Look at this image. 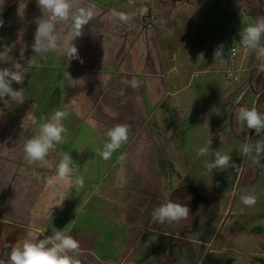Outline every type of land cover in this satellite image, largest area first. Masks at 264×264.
I'll use <instances>...</instances> for the list:
<instances>
[{
    "label": "rangeland",
    "instance_id": "rangeland-1",
    "mask_svg": "<svg viewBox=\"0 0 264 264\" xmlns=\"http://www.w3.org/2000/svg\"><path fill=\"white\" fill-rule=\"evenodd\" d=\"M22 1L4 0L0 10L3 20L0 68L5 67V60H11L24 64L27 70L24 83L20 84L25 99L11 101L4 98L12 104V109L6 113L7 119L12 122V128L14 125L19 128L13 131V134L17 132L13 136L16 151L11 153V159L5 155V168L0 166V184L16 173L27 184L34 180L33 183L38 185L36 174L40 179L47 175L45 171L49 167L43 164L45 162L32 167L26 162L23 145L37 134L40 124L61 109L70 115L63 121L67 129L65 142L56 146L60 154L58 162L63 154L69 153L76 165L72 172L74 176L86 181L90 178L92 182L85 183L83 188H94L93 183L102 179L108 169L95 154L97 149H102L104 132L88 120L85 110L87 101L95 103L97 100V105L103 104L101 94L108 96L106 88L117 82L118 87L114 89L121 102L112 106V113L118 112L117 118L129 125H142L144 119L157 137V151L152 152L155 148L151 147L148 159L147 154L135 162L126 157L124 163L136 170L127 168L129 187H123L124 192L113 197L120 207L122 200L130 201L124 208L126 220L118 219L123 226L128 225L126 221L130 222L128 247L131 252L123 259V255L120 256L123 243L120 238L115 239L119 224L114 217L95 218L86 207L83 214L76 217L70 235L79 236L86 243L89 241L88 246L96 256L122 260L123 264H264V154L256 164L252 157H246L242 152L245 144L264 140V133L258 136L255 130L241 131L242 126L235 118L236 110L242 106L255 107L264 113V72L258 71L260 61L255 51L242 47L239 42L241 30L264 16V0H99L106 8L104 10L87 4L86 0H72L73 14L80 10L91 13L82 35L74 41L79 59L69 61L75 64L71 68L90 72L94 79L89 81L77 72L72 76L70 67L65 65V56L51 52L35 54L32 49L35 21L43 14L37 0ZM71 25V19L59 22L55 34L62 38ZM102 42L106 43L105 47ZM221 47L223 56L215 57L216 50ZM110 51L118 54H114L111 61L122 62L118 66L122 76L116 79V75H105L109 85L103 89L105 83L99 82L95 74ZM83 58L85 61L81 63ZM134 64L140 71L139 81L145 64L154 77H158L153 79L154 84L145 86L141 83L140 86L143 98L138 100L150 102L152 98V102L155 101L151 105L147 102L148 115L142 109L143 105L134 101L137 88L122 83L124 79H134L128 76L129 68L132 69ZM107 67L108 72L111 66ZM112 68H116V63ZM110 73L114 74V69ZM16 85L13 82L12 87L16 89ZM99 88L103 90L99 91ZM150 88L153 92L148 91ZM163 88L171 97L157 103ZM81 91L85 95L79 99L78 92ZM125 93L129 98L124 97ZM80 100L84 101L81 103ZM9 101L0 100V122L3 117L6 119L5 108ZM77 102L82 104L81 111ZM2 106H5L3 110ZM139 111L136 123L132 114ZM159 112L161 117L158 119ZM17 114L19 122L14 120L16 123H13L12 118ZM25 115H31L37 121L31 124L30 117L25 118ZM159 120L164 124L162 127L166 126L164 131L161 128L165 135L161 133L160 137ZM31 126L33 129H24ZM210 139L208 156L197 159L196 150ZM215 151L231 155L236 167L214 169L208 173L204 161L211 162ZM118 154H113L112 158ZM83 157H87V161ZM96 159L98 161H94ZM107 163L112 164V159ZM115 166L117 169L107 175L106 180L120 183L117 172L120 166L117 163ZM26 167L40 172H31ZM7 190L6 186L0 188V259L5 264L11 251L8 245L38 239L33 224L16 218V211L10 210L14 193L7 196ZM95 193L98 195L89 197L90 207L99 202L101 193L108 196L114 191L102 187ZM248 194L258 198L253 207L242 203L241 197ZM168 200L188 206L189 216L179 222L154 223L153 209ZM90 211L97 212L95 209ZM65 217L67 223L56 218L51 225L58 230L64 227L66 231L73 217L66 214ZM40 229L47 227L42 225ZM84 229L88 232L84 233ZM103 238L109 241H99ZM79 258L82 264H105L93 255L83 258L82 251Z\"/></svg>",
    "mask_w": 264,
    "mask_h": 264
},
{
    "label": "clouds",
    "instance_id": "clouds-1",
    "mask_svg": "<svg viewBox=\"0 0 264 264\" xmlns=\"http://www.w3.org/2000/svg\"><path fill=\"white\" fill-rule=\"evenodd\" d=\"M4 0H0V10H2ZM37 6L42 12V17L37 18V25L34 34V43L32 49L36 55L47 53H56L65 56L67 60L79 59L78 49L74 41L82 35L84 27L91 18V13H85L80 10L78 13H72V0H37ZM72 20L71 29L61 38L56 35V25L61 21ZM3 20L0 19V26ZM239 42L242 47L255 51L257 60L260 61L258 71L264 72V16L258 17L252 24L244 27L240 32ZM235 51V49H233ZM222 47L215 52V57L223 56ZM82 62V61H81ZM26 67L17 61H11L10 67L0 68V100L8 97L11 101L21 98L23 89L15 90L12 85L23 84L25 80ZM123 84L133 89L140 86L141 81L137 79L122 81ZM70 113L58 109L54 111L50 119L40 124L38 132L33 137L27 139L23 145V152L26 162L29 165H35L43 162L49 153L57 145L65 142V128L63 121L68 118ZM235 118L242 126L243 130H255L259 136L264 133V113L259 112L255 107H239L236 110ZM107 139L103 143L102 149H97L96 155L101 156L105 161L109 160L113 153L117 152L129 140V126L127 124H116L105 133ZM211 145V139L205 146L196 150L197 159L207 157ZM244 156L252 157L253 162L259 164V157L264 154V140H257L255 144H245L242 148ZM74 164L69 153L62 156L57 165L56 176L58 180L68 179L74 170ZM231 155L214 152V159L209 162L204 161V168L208 173L214 169L224 170L235 168ZM40 179L39 175L36 177ZM51 184L52 181L48 180ZM77 189L83 188L84 180L77 177L75 180ZM65 199V198H64ZM62 199L58 206L62 204ZM257 196L248 194L241 197L242 203L247 207H253L257 203ZM190 214L188 206L168 200L155 207L151 213L154 223H173L186 219ZM11 251L8 255L6 264H82L79 241L65 230H58L52 227V234L46 235L38 240H25L17 242L14 245H8ZM0 264L5 261L0 259Z\"/></svg>",
    "mask_w": 264,
    "mask_h": 264
},
{
    "label": "crops",
    "instance_id": "crops-1",
    "mask_svg": "<svg viewBox=\"0 0 264 264\" xmlns=\"http://www.w3.org/2000/svg\"><path fill=\"white\" fill-rule=\"evenodd\" d=\"M20 3H22V0H19ZM87 1V2H86ZM85 2L88 4V2L92 5H95L96 7L104 10L106 8H103L104 6L100 4L99 0H86ZM151 1V0H149ZM19 3V4H20ZM18 4V5H19ZM99 4V5H98ZM150 4V3H149ZM18 5L13 9V11L9 14H7V18L5 19V21L14 13V11L16 10V8L18 7ZM7 8V7H5ZM116 9V8H115ZM103 45V47L106 46V43L102 42L101 43ZM100 44V45H101ZM107 46H109V43L107 44ZM84 49V48H83ZM109 54H111V56L109 57ZM107 52V56H105V58L107 60H105L103 58V62H101V68L98 67V71L96 72V78L99 79V82H103L105 83L104 88L105 89L109 83H107L106 80H109L105 77V75H112L115 76L116 75V79L122 76V72L120 71V69L118 70V66L122 65V62H119L117 60L114 59V61H111L110 59H112V57L114 56V54L118 55L115 52ZM65 61V60H64ZM70 60L65 61V65L68 66V68L70 66H75L74 63H70ZM84 58L82 60V62H84ZM75 63L77 61H74ZM81 62V63H82ZM94 62V60H93ZM116 63V68H112L113 64ZM9 64V65H8ZM24 65V64H23ZM127 65V63H126ZM129 65V63H128ZM127 65V66H128ZM161 65V64H160ZM11 66V60H5V67H10ZM107 66H111V69L108 70V72L106 71L108 69ZM162 68V66H161ZM72 72V76L74 77L75 73L77 72L79 74V76L85 75L84 77H86V80L89 81V79H94L92 76L90 75V72L82 70V69H73L71 68ZM114 69V74H111L110 71ZM137 69L135 68V64L133 65L132 69L129 68V72H128V76H130V78H135L137 79V77H139L140 75L138 74ZM74 74V75H73ZM87 74V75H86ZM94 74V73H93ZM89 75V76H88ZM90 77V78H89ZM157 80L158 77H154V73L153 71H150L149 66L147 64H145V68L143 70H141V83H144L145 86H148L149 84H154V79ZM75 80V79H74ZM138 80V79H137ZM76 81V80H75ZM106 81V82H105ZM116 81V80H115ZM22 85L18 84L16 85V89L15 90H20L22 89L21 87ZM141 86V84H140ZM137 87L135 93H134V97L136 100H134L136 102V104H139L142 106V109L144 108V112L145 114H147L146 111V104H148L147 102L149 101H139L138 98H140L142 96V94L140 92L141 88ZM113 87V88H111ZM114 87H118L117 82L115 84V86L113 85H109L108 89L106 88V92L107 95L105 94H101V97L103 96V104H99L97 105V100L95 101V103H92L91 101H87L88 103V108L85 110L87 112V118L88 120H90V122L94 123L95 127L98 128L100 131L104 132V141L107 139L105 133L107 132L108 129H110L111 127L115 126L116 124H124V122H122V120L118 119V112H113L112 110L114 108H112V106L118 104L119 102H121L120 96L117 94V91L114 89ZM151 87V86H150ZM102 88V87H101ZM103 89L99 91H102ZM148 89V87H147ZM122 90H123V86H122ZM153 90V89H152ZM150 88V92H153ZM162 90V89H161ZM24 91V90H23ZM160 92V91H159ZM141 94V95H140ZM79 95V99L80 98H84V93L78 92ZM119 96V97H118ZM167 96H170V93L168 90L164 89L160 92V96L157 97L159 98V100L157 101V103H159V101L161 99H167ZM108 97V98H106ZM124 97L127 98L128 96L126 95V93L124 94ZM171 97V96H170ZM22 100L25 99L23 92H22V96H21ZM111 98L112 102H106L107 99ZM129 98V97H128ZM143 98V97H141ZM169 98V97H168ZM81 103L84 100H80ZM127 102L128 99L126 100ZM10 102V101H9ZM154 102H152V98L151 101L149 102V105L154 104ZM11 102L6 106H2V110L5 108V117L6 119L4 120V117L2 118L1 122H0V166H2L3 168H5V155L6 157L8 156V158L11 159L10 156H12V152L16 151V144L13 143L14 141V134H17V132L13 131L17 130V125H14L15 127L12 128L11 125L12 122L10 121V119H7V115L6 113L9 112V110L12 109L11 107ZM82 106V104H81ZM78 102H77V108L78 110L81 111L82 107H81ZM108 107V109H107ZM1 110V111H2ZM109 110V111H108ZM115 113V114H114ZM117 113V114H116ZM140 111L138 113H134L132 114L133 118L135 119L134 121L137 123L138 122V115H139ZM148 115V114H147ZM156 115V114H155ZM30 117V121L31 124H34L33 122L37 121L36 118H34L31 115H25V118ZM150 117L147 116V118ZM153 116H151L152 118ZM161 117V113L159 112L157 114V118L159 119ZM144 118V117H143ZM13 121L19 119V116L17 114L16 118H12ZM11 122V123H10ZM19 122V121H18ZM143 124L142 125H129L130 123L125 122V124H127L129 126V140L126 144H124L121 149H119L117 152L113 153L114 155L118 156L116 158H110L109 160L105 161L104 159L101 158V156H99L100 162L103 163V161L106 164V167H108L107 169V173L102 177V179H98L97 182L95 181L94 184V188L90 189L92 190L90 192V190H86L88 189L86 188H80L77 189L76 185H75V180L77 177L74 176V173H71L70 177L64 181H60L58 180L57 176H56V170H57V165L59 164L58 160H59V152L57 151V147L52 150L49 155L45 158V160L43 162V164H46L47 167H49L45 173L47 174L45 177L43 176L40 180L36 179V183L40 182L38 185L33 183V182H29V184H27V182L22 179L21 176H19L18 174L15 173V176L12 175V177H7V180L5 181V179L2 181V183L0 184V188H3L6 186L7 187V191L6 194L7 196H9V194H13V198L12 200H10V210H14L16 211L17 217L18 219H21V221H27V222H31L33 224V231H35V233H37L38 235V239H42L44 236L46 235H51L52 234V228L53 227L51 225L52 221H57L55 220L56 218H59L61 223H67L65 220V214L69 217H73V220L69 223V227L66 232L71 233V226L73 227V223L76 219V217L79 216V214H83V211L86 207L88 213L90 212L91 216H94L95 218H110V216L112 215L114 217V221L119 224L118 228L116 230V237L120 238V242L123 243L122 245V249H121V253L120 256H122V259L124 258V256H127L129 254V252H131V249H129L128 247V237H129V226H130V222L126 221L128 225H124L123 223H120V220L118 219V217L120 218H124V220H126V214H125V206H128L130 201L129 200H122L121 202L123 203L122 206L120 207L118 203H116L113 200V197L115 198L116 193L119 195L121 192H124V188L123 187H129V183L127 180V175H128V170H136L134 167L132 168L131 165L130 167H128L127 163H124V161H126V157L129 161H133L135 162L136 159L141 160V158L144 157V154H147L146 159H148V153L151 151V147L152 149H154L152 152H156L157 148L155 147L156 144V139L157 137L154 136L153 131L149 128V126L147 125V123H144V119L142 120ZM141 122V123H142ZM146 122V121H145ZM13 123H16L15 121ZM164 124H162V122L158 123V128L160 129L159 131V137L164 136V130L166 128L162 127ZM92 126V125H91ZM34 126L31 127H25L24 129H33ZM140 127V129H139ZM151 128H153V126H151ZM163 131H162V129ZM14 129V130H12ZM150 129V130H149ZM158 131V130H157ZM18 138V136H17ZM154 138V139H153ZM17 140V139H16ZM18 144H19V140ZM16 142V141H15ZM104 143V142H103ZM103 143H102V147H103ZM18 147V146H17ZM24 154V153H22ZM14 156H16L14 154ZM24 156V155H23ZM83 160L87 161V157H83ZM112 159L113 163L112 164H108L107 162H110ZM132 159V160H131ZM22 159L20 160V162L22 163ZM94 161H98V159L94 160ZM42 164V162H40ZM118 164L120 167L118 169V175L121 179L120 183H115L114 180H106L109 176V174L115 169H117V166H115V164ZM42 164V165H43ZM104 164V165H105ZM22 166V165H21ZM20 166V167H21ZM124 166V167H123ZM32 167V165L30 166ZM27 170H30L31 172L34 171H38V170H34L33 168H28L26 167ZM128 168V170H127ZM131 168V169H130ZM19 171V169H18ZM40 172V171H38ZM35 173V172H34ZM108 175V176H107ZM37 177V174H36ZM10 178V179H8ZM126 179V180H125ZM48 180H51L52 183L49 184L47 183ZM84 180V179H83ZM88 181L84 180V184L85 183H91L92 180L90 178L87 179ZM102 187H109L112 188L114 191L113 195H108L105 196L103 193H101V195H99L98 198V203L94 206H91L90 203V198L95 197V195H98V193H95L96 191H100V188ZM132 194H135V192H133ZM86 195V196H85ZM65 198V199H64ZM62 199L63 202L62 204L53 207L54 205L58 204ZM89 199V202H88ZM130 199V198H129ZM3 201V200H2ZM81 202L80 205H78ZM84 205V207H83ZM12 206V207H11ZM91 209H95V211L97 210V212H92L90 211ZM74 211V213H73ZM77 211V212H76ZM110 215V216H109ZM37 221V222H34ZM63 221V222H62ZM55 224V223H53ZM44 225L45 227H47V229L42 230L40 229V227ZM104 225H101V227H103ZM122 226H123V230H122ZM62 227V226H61ZM61 230H64L63 228H60ZM106 230V228H105ZM109 230L111 231V229L109 228ZM84 233L88 232L85 229L83 230ZM35 233H33L34 235H36ZM73 233V232H72ZM83 235V234H81ZM84 236V235H83ZM79 243H80V251L83 252V258H90L92 255L94 256V258H96L97 260H100L102 263L105 262V264H123V261H115L112 258H103L102 256H96L92 250H90L88 243L89 241L86 243L84 242L81 237L77 236L75 237ZM37 239V240H38ZM153 240V239H152ZM99 241L103 242V241H109L106 238L103 239H99ZM103 253V252H102ZM89 254H91L89 256Z\"/></svg>",
    "mask_w": 264,
    "mask_h": 264
}]
</instances>
